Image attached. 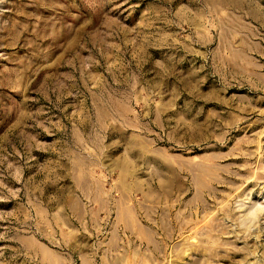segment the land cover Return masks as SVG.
<instances>
[{"label": "rangeland", "instance_id": "rangeland-1", "mask_svg": "<svg viewBox=\"0 0 264 264\" xmlns=\"http://www.w3.org/2000/svg\"><path fill=\"white\" fill-rule=\"evenodd\" d=\"M0 264H264V0H0Z\"/></svg>", "mask_w": 264, "mask_h": 264}, {"label": "crops", "instance_id": "crops-1", "mask_svg": "<svg viewBox=\"0 0 264 264\" xmlns=\"http://www.w3.org/2000/svg\"><path fill=\"white\" fill-rule=\"evenodd\" d=\"M93 199H95V201H97V203H99L102 207L104 206L103 200H104V194L101 195H94L92 196ZM114 209H115V213L116 214H122L125 210V205H124V201L121 198L116 197L115 198V203H113ZM93 213H95V211H93Z\"/></svg>", "mask_w": 264, "mask_h": 264}]
</instances>
